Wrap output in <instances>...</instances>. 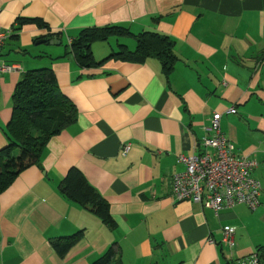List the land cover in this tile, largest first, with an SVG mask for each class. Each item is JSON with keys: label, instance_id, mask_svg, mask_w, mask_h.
Wrapping results in <instances>:
<instances>
[{"label": "crops", "instance_id": "crops-1", "mask_svg": "<svg viewBox=\"0 0 264 264\" xmlns=\"http://www.w3.org/2000/svg\"><path fill=\"white\" fill-rule=\"evenodd\" d=\"M109 26L167 37L172 72L155 58L108 59L120 46L133 52L131 36L93 43L97 66L80 67L71 40ZM0 29L9 32L0 60L19 66L0 76V150L27 72L50 69L76 111L0 193V264H92L111 248L110 264H234L264 246V0H0ZM216 113L234 153L258 163L255 210L216 214L173 198L178 157L199 151ZM69 172L92 191L85 206L60 189ZM100 200L107 222L94 209ZM225 227L231 250L219 243ZM76 233L59 254L54 242Z\"/></svg>", "mask_w": 264, "mask_h": 264}, {"label": "trees", "instance_id": "trees-1", "mask_svg": "<svg viewBox=\"0 0 264 264\" xmlns=\"http://www.w3.org/2000/svg\"><path fill=\"white\" fill-rule=\"evenodd\" d=\"M113 36L133 37L136 48L129 52L125 46H120V50L108 59L142 61L155 58L165 76L172 72L176 61L173 44L167 37L152 32L132 35L128 29L119 26L86 28L71 40L69 53L80 67H95L92 44L108 41ZM75 112L73 104L59 90L50 69H36L25 74L13 96L12 117L6 128L9 144L0 150V193L19 173L39 161L48 140L74 122ZM60 189L67 198L83 206L93 199L92 191L75 172H69ZM94 209L105 222L109 220L104 201L97 202ZM78 239V233L60 238L54 242V248L64 254ZM115 254L116 250L111 248L92 264H110ZM254 254L264 264V246L258 247Z\"/></svg>", "mask_w": 264, "mask_h": 264}, {"label": "built area", "instance_id": "built-area-1", "mask_svg": "<svg viewBox=\"0 0 264 264\" xmlns=\"http://www.w3.org/2000/svg\"><path fill=\"white\" fill-rule=\"evenodd\" d=\"M9 32L0 29V53ZM19 70L15 64H6L0 60V76ZM227 114H235L232 107ZM220 114H213L210 136L197 145L199 151L190 156H179L178 163L183 165L181 172L171 178V193L177 202L191 201L213 210L220 211L238 204L255 210L259 206L261 194L260 182L253 177L258 163L253 159L238 156L234 147L221 132ZM129 150V145L123 147V154ZM219 243L231 250L234 243V231L229 227L222 230ZM216 244L213 239L208 241ZM234 264H261L257 255L252 254L239 259Z\"/></svg>", "mask_w": 264, "mask_h": 264}, {"label": "water", "instance_id": "water-1", "mask_svg": "<svg viewBox=\"0 0 264 264\" xmlns=\"http://www.w3.org/2000/svg\"><path fill=\"white\" fill-rule=\"evenodd\" d=\"M50 44H55L54 42H50Z\"/></svg>", "mask_w": 264, "mask_h": 264}]
</instances>
